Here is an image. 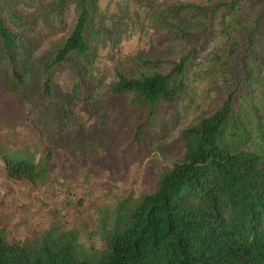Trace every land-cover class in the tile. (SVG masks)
Instances as JSON below:
<instances>
[{
  "label": "trees",
  "instance_id": "trees-1",
  "mask_svg": "<svg viewBox=\"0 0 264 264\" xmlns=\"http://www.w3.org/2000/svg\"><path fill=\"white\" fill-rule=\"evenodd\" d=\"M71 2L55 0L48 7L60 20L74 6L75 18L47 68L75 62L77 85L86 93L85 104H91L93 82L86 68L92 66L97 0ZM6 3L0 0V52L9 65L8 89L22 99L19 60L27 44L2 16ZM244 3L204 0L164 5L156 14L158 33L182 43V50L173 56L142 58L135 75L115 70L108 93L126 99L138 149L149 135L162 132L168 108L184 100L192 79L208 80L218 65L216 78L233 84L211 113L180 131V157L157 175L154 189L118 197L111 210L100 212L96 228L83 240L77 229L60 225L22 238L0 232V264H264V5L248 15ZM215 19L225 41L196 74L194 65L202 64L196 60L202 46L208 45ZM204 32L208 34L202 41L190 39ZM244 32L243 52L238 53ZM231 66L232 71L226 69ZM40 96L53 100L50 74ZM32 150L0 154L7 178L33 186L49 181L51 149L47 147L43 156Z\"/></svg>",
  "mask_w": 264,
  "mask_h": 264
},
{
  "label": "rangeland",
  "instance_id": "rangeland-1",
  "mask_svg": "<svg viewBox=\"0 0 264 264\" xmlns=\"http://www.w3.org/2000/svg\"><path fill=\"white\" fill-rule=\"evenodd\" d=\"M53 1L7 0L2 8V16L23 35L27 48L19 60L24 76L22 99L8 89L9 65L0 52V154L18 148L33 149L39 156L47 147L52 152L51 178L44 185L11 180L0 168V232L8 238L38 236L60 225L77 229L83 240L96 228L100 212L111 210L118 197L154 189L157 175L180 157V131L211 113L233 85L216 78L218 65L212 67L208 80L192 79L184 100L168 108L162 132L149 135L138 149L132 141L133 114L126 99L108 93L115 70L135 75L142 58L176 55L183 44L159 35L157 12L170 3L204 0H97L92 15V66L86 68L93 82L91 104H85L86 93L77 85L75 62L47 68L75 18L71 6L56 19L48 9ZM263 5L264 0H245L244 9L253 15ZM213 26L206 38L208 45L202 46L196 60L202 64L194 65L196 74L207 67L210 53L220 50L225 41L216 19ZM247 32L240 34L238 53L243 52ZM206 34L197 33L190 39L200 42ZM49 74L53 100L44 101L42 82ZM261 100L264 106V94Z\"/></svg>",
  "mask_w": 264,
  "mask_h": 264
}]
</instances>
